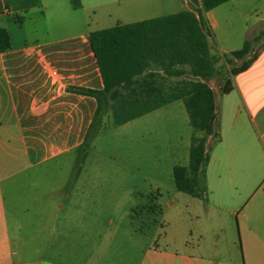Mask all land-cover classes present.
Here are the masks:
<instances>
[{
  "label": "rangeland",
  "instance_id": "obj_1",
  "mask_svg": "<svg viewBox=\"0 0 264 264\" xmlns=\"http://www.w3.org/2000/svg\"><path fill=\"white\" fill-rule=\"evenodd\" d=\"M168 1L153 14L184 9L182 0ZM263 26L258 25L250 36ZM221 83L225 84L223 77L214 84L220 135L222 125L227 132L233 115L240 117L241 130L250 135L241 140L246 154L232 168L238 188L224 182L222 208L208 203L206 193L197 198L176 186L173 168L189 164L194 133L182 100L119 126L107 112L75 185L79 150L24 171L21 183L7 194L11 235L20 256L51 258L54 264H152L160 262L156 251L180 249L183 253L195 247L224 262L234 259V263L247 264V256L251 264L245 223L254 213L255 202L264 198V151L263 157L252 154L251 140H259L251 114L238 93L220 90ZM206 147L214 156L209 183L218 184L217 168L223 164L215 158L224 156V145L220 138H208ZM220 194L210 193L212 202ZM258 209L262 214L256 222L264 235V203ZM162 259L171 262L170 257Z\"/></svg>",
  "mask_w": 264,
  "mask_h": 264
},
{
  "label": "crops",
  "instance_id": "obj_2",
  "mask_svg": "<svg viewBox=\"0 0 264 264\" xmlns=\"http://www.w3.org/2000/svg\"><path fill=\"white\" fill-rule=\"evenodd\" d=\"M152 1L155 0H80V6L76 7L72 0H0V28H6L11 36V48L0 52V264H54L51 258L20 256L11 235L6 196L21 183L24 171L79 150L93 121L97 100L77 88L102 89L104 86L90 34L116 24L161 16L153 13L169 1L157 0L151 5ZM182 1L183 10L201 7V0ZM205 17L215 32L212 52L217 55L232 52L241 48L248 32L264 21V0H228L209 10ZM110 21L113 24L106 25ZM219 77L209 81L214 92ZM232 81L234 89L228 95L238 93L251 114L259 140L258 143L252 137V154L261 157L264 48L254 64L234 75ZM222 86L221 83L220 90ZM233 116L227 132H223V125L221 129L224 156L215 158L223 164L217 168L218 184L209 183L212 153L207 165L205 195L207 202L216 208L224 206L221 198L224 182L238 188L232 168L247 152L241 140L248 132L241 130L240 117ZM78 179L79 176L73 185ZM213 191L221 194L212 202ZM263 203L264 198L255 202L254 213L245 223L251 264H264V235L256 222L262 214L259 205ZM79 211L80 208L76 213L80 214ZM179 250L156 251L160 262L152 264H238L234 259L224 262L213 258L215 254L201 248L187 247L183 253ZM164 256L170 257L171 262L162 261ZM246 263L249 264L247 256Z\"/></svg>",
  "mask_w": 264,
  "mask_h": 264
},
{
  "label": "trees",
  "instance_id": "obj_3",
  "mask_svg": "<svg viewBox=\"0 0 264 264\" xmlns=\"http://www.w3.org/2000/svg\"><path fill=\"white\" fill-rule=\"evenodd\" d=\"M225 1L228 0H201V7L196 9L91 32V44L104 86L102 89L77 88L97 100L93 121L79 148L77 176L107 112L111 113L114 125L119 126L182 100L194 133L190 141L189 164L175 166L173 176L178 190L197 198L204 196L207 165L211 158L206 142L209 137L220 138L218 107L209 81L223 77L222 92L230 93L234 89L231 76L252 66L264 48L263 26L253 36L248 32L241 48L219 55L212 52L209 40H215V33L205 15ZM72 2L74 6H80V0ZM261 24L264 25V21L258 25ZM261 41L262 46L257 49L256 45ZM9 48L11 36L2 27L0 52ZM221 59L223 63L219 65Z\"/></svg>",
  "mask_w": 264,
  "mask_h": 264
}]
</instances>
